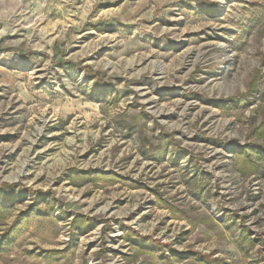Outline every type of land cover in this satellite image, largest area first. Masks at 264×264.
Here are the masks:
<instances>
[{
    "label": "rangeland",
    "instance_id": "1",
    "mask_svg": "<svg viewBox=\"0 0 264 264\" xmlns=\"http://www.w3.org/2000/svg\"><path fill=\"white\" fill-rule=\"evenodd\" d=\"M262 125L264 0H0V264H264Z\"/></svg>",
    "mask_w": 264,
    "mask_h": 264
},
{
    "label": "trees",
    "instance_id": "2",
    "mask_svg": "<svg viewBox=\"0 0 264 264\" xmlns=\"http://www.w3.org/2000/svg\"><path fill=\"white\" fill-rule=\"evenodd\" d=\"M254 133H255V135L257 137H264V125L258 127L257 129H254ZM246 159H247V154L244 156V158H241V161H242L243 164H247L246 163ZM8 244L4 246L1 243L0 244V251H2L4 254L10 255V251H11L10 244H11V242L8 241ZM207 263L208 264H222V259L221 258H216V259H213V260H211V261H209Z\"/></svg>",
    "mask_w": 264,
    "mask_h": 264
}]
</instances>
